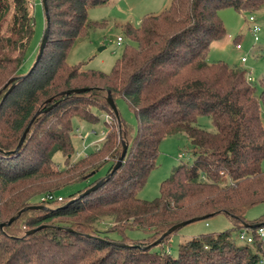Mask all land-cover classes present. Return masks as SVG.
<instances>
[{
    "label": "trees",
    "instance_id": "trees-1",
    "mask_svg": "<svg viewBox=\"0 0 264 264\" xmlns=\"http://www.w3.org/2000/svg\"><path fill=\"white\" fill-rule=\"evenodd\" d=\"M108 1L45 0L46 42L36 65L19 78L34 17L28 0H0V224L24 208H46L27 210L0 228V264H264L257 234L264 216L254 223L245 219L264 203V76L258 87L244 69L207 62L211 44L226 35L219 13L255 11L264 0H170L138 28L122 26L134 45L125 46L109 73L68 65L75 40L97 26L88 21L89 8ZM75 90L84 91L70 92ZM108 94L134 114V128L119 112L115 117ZM93 109L108 118L104 138L71 162V120L95 123ZM199 116L215 131L197 126ZM178 133L192 144V162L173 168L158 198L139 199L159 145ZM124 142L125 157L109 176ZM57 153L62 168L53 160ZM105 166V174L96 176ZM72 183L84 186L61 202L39 201ZM211 214H225L231 228L188 239L175 256L163 245L181 228L157 242L169 229ZM106 217L112 223L98 231L95 225ZM133 230L144 237L127 236ZM234 232L237 239L246 232L252 242L236 244Z\"/></svg>",
    "mask_w": 264,
    "mask_h": 264
},
{
    "label": "rangeland",
    "instance_id": "rangeland-1",
    "mask_svg": "<svg viewBox=\"0 0 264 264\" xmlns=\"http://www.w3.org/2000/svg\"><path fill=\"white\" fill-rule=\"evenodd\" d=\"M29 7L34 17V35L26 59L18 70L20 77L26 75L35 61V52L42 40L44 33V15L40 0H28ZM170 5V0H109L106 4L89 8L88 21L97 24L89 28L85 34L77 38L67 56L70 66L81 65V70H95L105 74L109 73L114 63L122 55L127 45H134L123 33L122 26L131 24L138 28L143 17L147 15H158ZM221 21L225 27V37L211 44L207 62H225L230 67L246 70L247 76L259 87V81L264 76V6L255 11L236 12L233 9H225L220 13ZM255 19L254 23L249 18ZM260 30L256 35L258 41H254L251 32L253 25ZM122 43L117 45V39ZM239 44L241 49L236 50ZM244 59L245 62L241 60ZM117 110L125 122L135 127L134 114L129 110L123 100L116 101ZM97 115L98 121L90 123L74 116L71 120L72 136L71 143L74 149L71 162L84 157L100 146L106 131L105 122L108 121L104 113L92 110ZM196 125L208 132H214V126L207 117L199 116ZM192 144L183 133L171 135L163 139L159 145V154L155 168L150 173L143 188L138 191L137 197L141 200L152 201L160 196V185L167 179L173 168L181 163L192 162ZM54 162L60 168L64 167V158L55 154ZM107 167L102 168L96 176H103ZM264 170V160L261 164ZM84 183H72L56 192L58 196L68 197L73 192L81 189ZM264 216V203L254 206L245 214L247 222L254 223ZM112 223L109 217L103 218L95 225L98 231H104ZM231 222L225 214H218L208 219L199 220L182 227L176 234L172 235L166 244L165 251L175 256L180 243L198 237L199 235L220 233L231 228ZM110 238L117 236L109 234ZM127 236L133 239H141L144 234L140 231H127ZM232 238L238 245H243L237 237L236 232ZM263 249H264V238Z\"/></svg>",
    "mask_w": 264,
    "mask_h": 264
},
{
    "label": "water",
    "instance_id": "water-1",
    "mask_svg": "<svg viewBox=\"0 0 264 264\" xmlns=\"http://www.w3.org/2000/svg\"><path fill=\"white\" fill-rule=\"evenodd\" d=\"M41 5H42L43 11H44L45 24H46V25H45V29H44V33H43V37H42L41 43H40V45H39L38 53H37V55H36L35 61H34V63H33V65H32V67H31L30 70H32V68H33V67L36 65V63L38 62V60H39V58H40V56H41V54H42L43 47H44V44H45V42H46V38H47V32H48V26H49V17H48V14H47V8H46L45 0H41ZM19 78H21V77H19ZM14 79H16V78H14ZM14 79H11V80L9 81V83H11ZM12 87H13V85H12V86H11L6 92H5L3 98H4V97L10 92V90L12 89ZM83 91H84V90H75V91H70V92H72V93H80V92H83ZM106 100H107V102H108L110 108L112 109V111H113L115 117H116L117 119H119L117 108H116V106H115V104H114V102H113V100H112V98H111V96H110L109 94L107 95ZM27 130H28V129H27ZM26 132H27V131H26ZM26 132L24 133L23 137L21 138V140H20V142H19V144H18V147L21 145V143H22V141H23V139H24V137H25ZM18 147H17V148H18ZM126 151H127V144L124 142V143H123V147H122V153H121L119 159L117 160L116 165L113 167L112 171L109 173V176L112 174L113 171H115L116 169H118V168L120 167V165H121V163H122V161H123V159H124V157H125ZM106 178H108V177H106ZM106 178H105L104 180H106ZM104 180L100 181L99 183H97L96 185H94L93 187H91L89 190H86L84 193H82V194L79 195L78 197H81V196H83V195H86V194H88L89 192L95 190L97 187H99V186L103 183ZM78 197H77V198H78ZM77 198H75V199H77ZM75 199L71 200L70 202L74 201ZM32 209H34V210H36V209H42V210H45L46 208H45V207H40V206H31V207L24 208V209H22L21 211H19L15 216L11 217L6 223H2V224H0V228H4V227H6V226H9V225H10V224H11V223H12L17 217H19L23 212H25V211H27V210H32ZM213 216H215V214H211V215H207V216H203V217H199V218H193V219H190V220H188V221H185V222H183V223H181V224H179V225H177V226H175V227L169 229L165 234H163V235L160 237V239L157 240V242H158L159 240H161L162 238H164L165 236L171 234L173 231H175V230H177V229H180V228H182V227H184V226H186V225H188V224H191V223H193V222H196V221H199V220L208 219V218L213 217ZM41 228H43V226L37 228L36 230H40ZM36 230L28 231L26 234H27V235H30V234H32L33 232H35Z\"/></svg>",
    "mask_w": 264,
    "mask_h": 264
},
{
    "label": "built area",
    "instance_id": "built-area-1",
    "mask_svg": "<svg viewBox=\"0 0 264 264\" xmlns=\"http://www.w3.org/2000/svg\"><path fill=\"white\" fill-rule=\"evenodd\" d=\"M249 22L250 23H254L255 19L253 17H250L249 18ZM252 25H253V28L251 29V32L254 35V41L256 42V41H258L257 38H256V35H257V33L259 32L260 29L257 26H254V24H252ZM121 43H122V39L118 38L117 39V45H120ZM235 49L236 50H240L241 49L240 45L236 44L235 45ZM241 61L245 62L244 59H242ZM39 201L42 202V203L51 202V201L61 202L62 201V197H59V196H57L55 194H45V195H43V196H41L39 198ZM257 234L259 235V237L264 238V229H259L257 231ZM238 239H239V241L245 242L247 244H250L252 242V238L250 236H248L246 234V232H241L239 234V236H238Z\"/></svg>",
    "mask_w": 264,
    "mask_h": 264
}]
</instances>
